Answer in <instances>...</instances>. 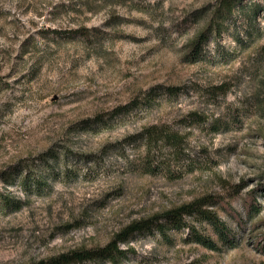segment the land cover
<instances>
[{"label":"rangeland","instance_id":"1","mask_svg":"<svg viewBox=\"0 0 264 264\" xmlns=\"http://www.w3.org/2000/svg\"><path fill=\"white\" fill-rule=\"evenodd\" d=\"M216 2L0 0V192L18 203H0V264L103 246L131 221L206 194L221 200L213 208L238 246L214 251L184 227L153 229L119 242L116 264H264V0H239L221 34L185 60ZM150 93L158 103L146 108ZM134 98L137 107L111 114ZM96 112L115 119L72 128ZM147 124H166L185 142L170 167L140 173L128 137ZM49 149L58 157L44 162ZM25 166L43 189L20 186ZM254 201L260 212L248 220ZM186 220L211 235L205 221Z\"/></svg>","mask_w":264,"mask_h":264},{"label":"trees","instance_id":"2","mask_svg":"<svg viewBox=\"0 0 264 264\" xmlns=\"http://www.w3.org/2000/svg\"><path fill=\"white\" fill-rule=\"evenodd\" d=\"M239 0H217L205 22V25L187 42L184 52L185 60L196 61L201 53L202 46L208 40L209 33L212 32L215 36L220 35L226 28V20H229L234 12V8ZM58 33V31H55ZM76 34L84 39H89L90 31L85 27H78L73 30ZM74 33V34H75ZM174 86H167V90L171 93ZM221 89L220 87H217ZM135 98L124 105H119L112 113L124 114L128 107H137L138 102H134ZM142 103L144 107L152 108L158 103L155 96L150 93L145 94ZM115 115V114H114ZM107 117L108 119H105ZM112 118L109 114L102 116L96 112L93 116L80 119L71 124L74 130L89 132L96 130L102 121L111 123ZM129 140L135 142L134 159H130L131 167L140 173H151L152 169L157 165L160 169H167L172 164V160L176 159L178 152L182 150L184 145V137L181 133L170 129L166 124H147L144 125L138 134L129 135ZM65 153L80 154L65 148ZM58 150H46L42 155L44 162L56 160ZM53 164H48L46 170H54ZM24 169V170H23ZM20 179V186L30 193H35L43 189V180L32 173V170L25 166ZM45 170V171H46ZM50 170V171H51ZM61 175L69 176L68 168L63 167L59 170ZM32 173V174H31ZM10 175L6 176L9 177ZM0 203L5 207L18 206V203L9 196L3 195L0 192ZM221 200L218 197L206 194L196 197L195 199L182 203L177 206H172L161 212H157L151 216L133 220L122 229H120L113 238L103 246L91 248H78L66 253H59L47 260H41L33 264H70L91 260H107L116 264L120 256L124 253V249L119 246V242L139 232H147L155 230L162 236L166 235V231L170 228L180 229L186 228L195 243L204 246L214 251H225L239 245L240 236H237L236 229L231 227L227 222L222 220L217 211L213 207L221 205ZM254 206L249 207L246 213V218L251 220L260 212V204L254 201ZM193 216L207 223L210 228L211 235L200 232L196 227L187 222L186 217ZM246 218L239 219L238 227L242 230L246 226ZM262 243L261 249L264 250V233L261 234Z\"/></svg>","mask_w":264,"mask_h":264}]
</instances>
